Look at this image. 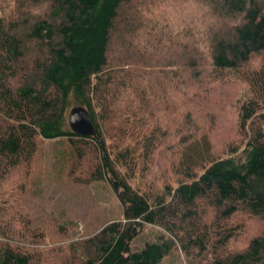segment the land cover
<instances>
[{
    "label": "trees",
    "instance_id": "1",
    "mask_svg": "<svg viewBox=\"0 0 264 264\" xmlns=\"http://www.w3.org/2000/svg\"><path fill=\"white\" fill-rule=\"evenodd\" d=\"M229 80L246 87L241 141L220 155L198 91ZM73 105L97 139L66 125ZM61 136L69 175L113 179L123 216L37 255L18 239L26 214L9 191L38 138ZM162 149L172 160L156 171ZM1 200L0 264H160L176 245L188 264H264V226L232 248L239 215L264 223V0H15L0 12ZM144 225L161 233L133 251Z\"/></svg>",
    "mask_w": 264,
    "mask_h": 264
},
{
    "label": "rangeland",
    "instance_id": "2",
    "mask_svg": "<svg viewBox=\"0 0 264 264\" xmlns=\"http://www.w3.org/2000/svg\"><path fill=\"white\" fill-rule=\"evenodd\" d=\"M14 2L15 0H0V12H8ZM172 5L175 6V3ZM182 5L187 7L183 9L185 12L189 8L188 3ZM260 60L255 57L248 66L256 68L261 63ZM245 91V85L238 80H229L209 87L205 84L198 91L202 101L198 115L204 119V130L217 154L222 155L229 144L236 146L241 141H238L237 137V108ZM66 125L69 127L68 114ZM37 141V150L31 164L26 170L21 169L15 173L13 177L16 180L12 182L9 191L18 196L21 206L17 209L26 214L22 225L24 233L20 232L19 237H15L21 238L31 250L35 249L37 255H46L54 247L84 240L105 224L122 219L123 207L113 189V179L89 183L75 180L69 175L74 151L67 138L39 137ZM171 160L172 152L162 149L155 156L154 169L163 171L170 165ZM18 183H23L20 191L16 190ZM1 203L4 205V201L1 200L0 205ZM237 219L245 228V234L235 240L233 249L243 247L247 238L259 233L264 226L260 219L246 215H239ZM16 226L17 224H13V227ZM160 233L159 227L144 225L142 231L130 243V249H142L145 242L155 240ZM42 262L44 263L43 260ZM200 263L204 264L203 261ZM160 264H188V259L176 245L162 258Z\"/></svg>",
    "mask_w": 264,
    "mask_h": 264
},
{
    "label": "water",
    "instance_id": "3",
    "mask_svg": "<svg viewBox=\"0 0 264 264\" xmlns=\"http://www.w3.org/2000/svg\"><path fill=\"white\" fill-rule=\"evenodd\" d=\"M68 125L71 131L85 137H95L97 134L89 111L81 106H73L68 111Z\"/></svg>",
    "mask_w": 264,
    "mask_h": 264
}]
</instances>
